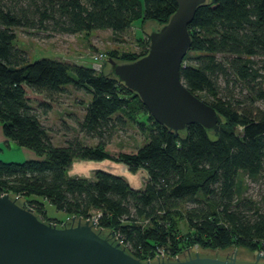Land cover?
I'll return each mask as SVG.
<instances>
[{"label": "trees", "instance_id": "16d2710c", "mask_svg": "<svg viewBox=\"0 0 264 264\" xmlns=\"http://www.w3.org/2000/svg\"><path fill=\"white\" fill-rule=\"evenodd\" d=\"M176 7L175 0H0V125L6 138L39 156L0 160V195L22 196L47 221L45 202L67 217H95L141 260L157 250L184 255L195 244L202 253H256L264 241V0H207L188 25L181 80L220 114L216 131L189 124L175 134L158 124L109 74L108 62L100 71L51 58L30 62L13 44L17 27L72 35L109 30L117 39L137 21L145 23L140 51L108 54L132 61L148 50V25L165 23ZM70 84L91 94L77 128L94 145L79 138L55 145L42 121ZM28 90L43 100L32 105ZM125 118L148 130L147 140L111 153L108 138ZM74 160L122 162L147 178L135 189L103 169L92 178L70 176Z\"/></svg>", "mask_w": 264, "mask_h": 264}, {"label": "water", "instance_id": "95a60500", "mask_svg": "<svg viewBox=\"0 0 264 264\" xmlns=\"http://www.w3.org/2000/svg\"><path fill=\"white\" fill-rule=\"evenodd\" d=\"M206 1L175 0L176 10L168 20L147 31L146 54L132 61L108 59L109 74L139 97L154 121L175 134L189 124L216 131L222 121L180 76L182 59L191 46L188 25ZM199 250L194 245L184 255L141 260L115 231L99 227L97 220L74 215L61 223L43 220L22 196L0 195V264H264L259 252Z\"/></svg>", "mask_w": 264, "mask_h": 264}, {"label": "rangeland", "instance_id": "374dc122", "mask_svg": "<svg viewBox=\"0 0 264 264\" xmlns=\"http://www.w3.org/2000/svg\"><path fill=\"white\" fill-rule=\"evenodd\" d=\"M140 2L143 6L144 0H140ZM156 26L153 22L148 25L149 28ZM146 29L148 30V28ZM143 30L145 31V23L136 21L129 31L114 39L109 30L72 35L17 27L13 44L25 52L27 60L30 62L41 58H51L93 68L91 60L95 54L106 55L107 60L103 63L104 65L108 62L110 52L138 53L141 47L137 42V37ZM65 88L66 91L59 96L58 101L51 104L52 108L47 112V115L42 117L43 123L50 129L49 134L53 144L65 145L68 140L79 138L86 144L94 145L97 140L79 132L77 128V123L82 119L85 107L91 100V94L86 88L76 90L71 84L66 85ZM238 88L239 86H236L234 91H237ZM28 95H32L30 90H28ZM124 120L123 127L116 128L108 138V148L111 153L134 151L147 140L148 130H141L130 119L125 118ZM96 169L121 175L135 189L142 188L147 178L143 170L131 173L122 162L110 160H74L68 174L71 170L72 175L70 176L92 178ZM45 209V217L50 221L59 223L67 218L62 211H58L48 202H45ZM180 226L186 230L181 222Z\"/></svg>", "mask_w": 264, "mask_h": 264}, {"label": "crops", "instance_id": "0c3cea01", "mask_svg": "<svg viewBox=\"0 0 264 264\" xmlns=\"http://www.w3.org/2000/svg\"><path fill=\"white\" fill-rule=\"evenodd\" d=\"M96 31H106V30H96ZM29 95L32 101V105L36 102L42 101V95L31 92ZM39 156L31 149L19 146L11 139L4 136L2 132V127L0 125V160L5 162H22L29 159H37Z\"/></svg>", "mask_w": 264, "mask_h": 264}, {"label": "built area", "instance_id": "2783aa9c", "mask_svg": "<svg viewBox=\"0 0 264 264\" xmlns=\"http://www.w3.org/2000/svg\"><path fill=\"white\" fill-rule=\"evenodd\" d=\"M107 60V57H106V55L105 54H102V53H98V54H95L94 56H92V60H91V62H92V65H93V69L94 70H96V71H100L101 70V68H102V65H103V63L105 62ZM184 62V61H183ZM2 195V194H1ZM90 219H94V220H96V218L95 217H93V218H90ZM195 245H197V244H195ZM194 246V245H193ZM192 247V246H191ZM257 252H259L260 254H264V241L262 242V244H261V247H260V249L257 251ZM168 255V254H166L165 252H163L162 250H157L155 253H154V255H153V257L152 258H148V260H151V259H153V258H155L156 256H158V255ZM169 257H174V256H170V255H168Z\"/></svg>", "mask_w": 264, "mask_h": 264}, {"label": "clouds", "instance_id": "9594fccd", "mask_svg": "<svg viewBox=\"0 0 264 264\" xmlns=\"http://www.w3.org/2000/svg\"><path fill=\"white\" fill-rule=\"evenodd\" d=\"M69 175H72V172H71V170H70V172H69Z\"/></svg>", "mask_w": 264, "mask_h": 264}]
</instances>
